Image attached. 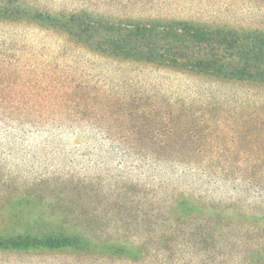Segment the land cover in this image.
Returning <instances> with one entry per match:
<instances>
[{
	"label": "rangeland",
	"instance_id": "1",
	"mask_svg": "<svg viewBox=\"0 0 264 264\" xmlns=\"http://www.w3.org/2000/svg\"><path fill=\"white\" fill-rule=\"evenodd\" d=\"M186 20L264 29V0H0V264H264V87L124 55Z\"/></svg>",
	"mask_w": 264,
	"mask_h": 264
},
{
	"label": "trees",
	"instance_id": "2",
	"mask_svg": "<svg viewBox=\"0 0 264 264\" xmlns=\"http://www.w3.org/2000/svg\"><path fill=\"white\" fill-rule=\"evenodd\" d=\"M161 28V31H153L137 26L134 32L128 34L125 39L126 43L131 46L124 53L126 59L177 72L191 73L199 77L208 76L226 84L250 83L264 87V29L242 31L241 34L233 27L195 20L177 21L170 25H163ZM187 203L188 199L180 197L173 201L171 211L180 215L176 223L177 229L183 231L188 225L191 227L189 232L192 233L197 227L195 223L194 226L191 225L190 221L197 212L196 207L200 208V206L195 201L192 202L191 207ZM150 212L145 217L148 218ZM212 214L215 217V211ZM183 218H185L186 225L180 224ZM205 222L207 228L211 230L209 240L216 245L220 244L223 230L217 231V225L213 224V219ZM20 239L17 238L18 241ZM203 242H206L205 238L199 240V243ZM70 245L66 243L64 246ZM88 246L81 250L88 251ZM45 247L59 248L62 245L47 241ZM115 252L120 256L127 254L123 249ZM203 252L205 260L211 262L213 255L206 251ZM144 253L143 249L137 251L139 258ZM261 253L264 258V252L261 251ZM219 257L224 258L221 255Z\"/></svg>",
	"mask_w": 264,
	"mask_h": 264
}]
</instances>
